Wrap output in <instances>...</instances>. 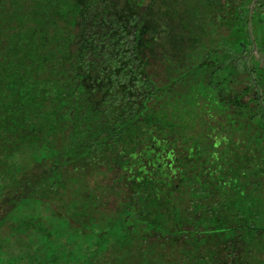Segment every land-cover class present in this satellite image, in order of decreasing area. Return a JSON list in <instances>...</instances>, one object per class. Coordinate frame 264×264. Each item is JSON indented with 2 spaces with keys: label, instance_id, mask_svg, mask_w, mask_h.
<instances>
[{
  "label": "trees",
  "instance_id": "trees-1",
  "mask_svg": "<svg viewBox=\"0 0 264 264\" xmlns=\"http://www.w3.org/2000/svg\"><path fill=\"white\" fill-rule=\"evenodd\" d=\"M238 1L178 29L155 0H0V264H264V91L237 65ZM199 100L191 139L167 108Z\"/></svg>",
  "mask_w": 264,
  "mask_h": 264
},
{
  "label": "rangeland",
  "instance_id": "rangeland-1",
  "mask_svg": "<svg viewBox=\"0 0 264 264\" xmlns=\"http://www.w3.org/2000/svg\"><path fill=\"white\" fill-rule=\"evenodd\" d=\"M209 0H155V3L157 6L156 9L160 10L162 13V18L164 17V22L166 25H171L174 23V25H177L178 29H182L181 23H190L192 25H196L197 23L201 25L202 21L205 19H208V15L211 10H215L213 7H209L208 5ZM237 1V0H234ZM264 1V0H263ZM211 3V2H210ZM226 3V1L224 2ZM236 3V2H235ZM240 3L243 11L246 10V14H248V23L246 26H240L235 28H242V33H244V41L246 45V53L245 58L242 59L243 61H239L237 63L238 66H244V68L247 70V72L250 75V69L252 70L254 68L255 74H253V77L250 76V84L254 85L256 87L257 92L262 93L264 91V7L260 8L258 5L257 0H241ZM211 6V5H210ZM150 8V7H149ZM149 8L142 7L138 8V17L144 18L146 17V14L149 11ZM151 10V9H150ZM229 10H233L232 8L229 9V6H225V14L230 13ZM244 14V13H243ZM232 16V15H230ZM198 17V18H197ZM242 19V18H241ZM140 20V19H139ZM138 20V21H139ZM244 20V19H243ZM140 23H143L144 27H135L134 29H140L141 31L147 30H154L157 29L159 26L155 27L154 22H147L140 20ZM228 24V23H227ZM210 29L213 26H209ZM234 27V26H233ZM174 28V26H165L164 29L171 30ZM196 28V27H194ZM202 29L204 27L198 26L197 29ZM244 29V30H243ZM141 34V32H139ZM175 45V43L173 44ZM150 53L154 56L159 55L157 50H151L149 49ZM172 53H176V50H172ZM171 62L170 58L166 59V62L162 65L158 62L156 65L159 68H165V72L172 70L167 65ZM255 64L256 67L253 66ZM156 67V68H157ZM171 67V66H170ZM167 94V93H165ZM161 102L158 104H162L165 100V104H168L170 102L169 99L166 98H160ZM172 99V103H178L180 104V100L182 98L179 97V99ZM264 100V98H263ZM264 102V101H263ZM171 103V102H170ZM158 105V106H159ZM189 106L187 103L185 106ZM262 105V103H261ZM202 101L199 100L198 104H196V109L201 110L202 109ZM156 107V105H155ZM172 107V106H171ZM171 107L167 108V118L172 119L175 122H177L178 125L181 126L182 131H184V134L187 137H191V139H196L199 137V134L202 133V131H205L207 124H204L203 120L207 119L206 113L207 111L201 110L199 111L200 114H193V113H187L184 111L177 112L178 110L172 109ZM179 107V106H177ZM180 108V107H179ZM188 110L191 111V108L189 106L186 107ZM183 110V109H182ZM206 110V109H205ZM208 125L212 128L209 130V134L211 137H209V141L215 142L217 141L216 138H220L222 136H225V126L226 123L223 118L220 117L219 114L214 113V110L210 111V114L208 116L207 120ZM222 127L224 129H222ZM205 134V133H204ZM199 142H202L200 140ZM201 147V146H200ZM200 147H198L200 149ZM179 151H181L180 148L175 151L174 155L179 156ZM204 159V156L203 158ZM2 238H0V241ZM0 262H5L4 256V250H0Z\"/></svg>",
  "mask_w": 264,
  "mask_h": 264
}]
</instances>
